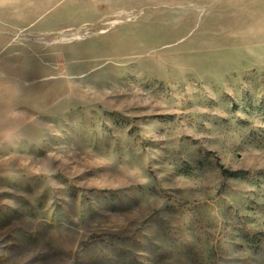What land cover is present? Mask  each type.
I'll return each mask as SVG.
<instances>
[{
    "label": "rangeland",
    "instance_id": "374dc122",
    "mask_svg": "<svg viewBox=\"0 0 264 264\" xmlns=\"http://www.w3.org/2000/svg\"><path fill=\"white\" fill-rule=\"evenodd\" d=\"M0 264H264V0H0Z\"/></svg>",
    "mask_w": 264,
    "mask_h": 264
}]
</instances>
